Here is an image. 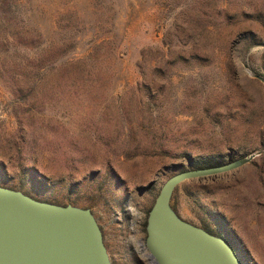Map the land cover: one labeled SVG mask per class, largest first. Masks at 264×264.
I'll return each instance as SVG.
<instances>
[{"label":"rangeland","instance_id":"374dc122","mask_svg":"<svg viewBox=\"0 0 264 264\" xmlns=\"http://www.w3.org/2000/svg\"><path fill=\"white\" fill-rule=\"evenodd\" d=\"M3 1L0 186L90 209L112 264H153L162 184L264 149V0ZM171 206L264 264V153Z\"/></svg>","mask_w":264,"mask_h":264},{"label":"water","instance_id":"95a60500","mask_svg":"<svg viewBox=\"0 0 264 264\" xmlns=\"http://www.w3.org/2000/svg\"><path fill=\"white\" fill-rule=\"evenodd\" d=\"M262 153L181 171L162 184L146 220L145 248L154 264H242L224 238L180 218L171 197L185 181L233 171ZM0 264L112 263L90 209L38 201L0 186Z\"/></svg>","mask_w":264,"mask_h":264},{"label":"trees","instance_id":"16d2710c","mask_svg":"<svg viewBox=\"0 0 264 264\" xmlns=\"http://www.w3.org/2000/svg\"><path fill=\"white\" fill-rule=\"evenodd\" d=\"M11 8H13L14 10L18 9V5L16 3L13 4H8L7 2L0 0V20L1 19H5L6 15H8L9 13H12L14 15V12H12Z\"/></svg>","mask_w":264,"mask_h":264},{"label":"flooded vegetation","instance_id":"af4514ba","mask_svg":"<svg viewBox=\"0 0 264 264\" xmlns=\"http://www.w3.org/2000/svg\"><path fill=\"white\" fill-rule=\"evenodd\" d=\"M203 229H205V228H203ZM206 231H208V232H210L209 230H207V229H205ZM211 233V232H210ZM148 257H149V255H148ZM150 258V257H149ZM151 259V258H150ZM151 261H152V259H151ZM153 262V261H152ZM154 264V263H153Z\"/></svg>","mask_w":264,"mask_h":264}]
</instances>
